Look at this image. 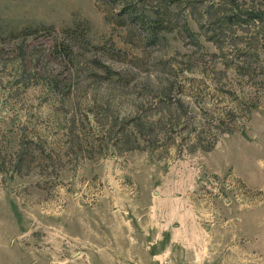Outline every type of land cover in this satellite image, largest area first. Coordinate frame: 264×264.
<instances>
[{
  "label": "rangeland",
  "instance_id": "rangeland-1",
  "mask_svg": "<svg viewBox=\"0 0 264 264\" xmlns=\"http://www.w3.org/2000/svg\"><path fill=\"white\" fill-rule=\"evenodd\" d=\"M0 264H264V0H0Z\"/></svg>",
  "mask_w": 264,
  "mask_h": 264
},
{
  "label": "trees",
  "instance_id": "trees-1",
  "mask_svg": "<svg viewBox=\"0 0 264 264\" xmlns=\"http://www.w3.org/2000/svg\"><path fill=\"white\" fill-rule=\"evenodd\" d=\"M72 44H73V43H71V42H69V43L67 44V46H69V49H71V50H72ZM22 50H23L22 52L24 53V49H22ZM64 51H65V50H63V52H61V53L64 54Z\"/></svg>",
  "mask_w": 264,
  "mask_h": 264
}]
</instances>
